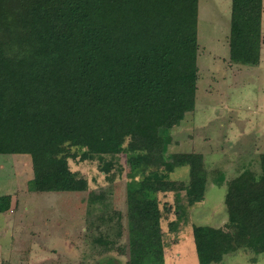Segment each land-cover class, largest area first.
I'll return each instance as SVG.
<instances>
[{
	"label": "trees",
	"instance_id": "16d2710c",
	"mask_svg": "<svg viewBox=\"0 0 264 264\" xmlns=\"http://www.w3.org/2000/svg\"><path fill=\"white\" fill-rule=\"evenodd\" d=\"M198 20L199 0H0V154L30 156L31 191L59 193L89 186L70 158L108 174L124 155L126 233L98 239L114 247L124 233V264H165L158 193L174 192V231L205 198L203 154L169 153L165 141L196 106ZM262 23V0H232V61L260 63ZM259 163L228 180L217 172L228 220L192 225L199 264L264 253V153ZM187 165L188 182L170 179ZM10 201L0 196V212Z\"/></svg>",
	"mask_w": 264,
	"mask_h": 264
},
{
	"label": "rangeland",
	"instance_id": "374dc122",
	"mask_svg": "<svg viewBox=\"0 0 264 264\" xmlns=\"http://www.w3.org/2000/svg\"><path fill=\"white\" fill-rule=\"evenodd\" d=\"M230 19L231 0H199L196 106L170 130L165 141L169 153H202L210 173L204 200L187 207L189 219L175 231L169 225L177 216L174 192L158 193L164 211L165 264H199L192 225L219 227L227 222V183H216L218 171L227 180L244 168L261 171L264 44L258 65L232 61L227 43ZM69 163L87 178V190L36 192L29 188L33 177L30 156L0 154V196H11L0 212V264H108V257L116 263L126 262L125 184L129 164L125 156L121 155L117 167L108 174L100 169L98 160L70 158ZM169 175L172 180L188 182L189 166L177 167ZM182 202L187 204L184 198ZM165 205L171 207L169 213ZM117 230L124 233L114 247L98 240L117 238ZM215 264H264V253H229Z\"/></svg>",
	"mask_w": 264,
	"mask_h": 264
},
{
	"label": "crops",
	"instance_id": "0c3cea01",
	"mask_svg": "<svg viewBox=\"0 0 264 264\" xmlns=\"http://www.w3.org/2000/svg\"><path fill=\"white\" fill-rule=\"evenodd\" d=\"M262 5H263V21H264V0H262ZM231 8H232V0H231ZM262 32H263V23H262ZM229 35H230V31H229V34H228V38H227V40H228V45H229ZM264 35V34H263ZM263 40H264V36H263ZM263 44H264V42H263ZM263 44H262V46H263ZM230 58V57H229Z\"/></svg>",
	"mask_w": 264,
	"mask_h": 264
}]
</instances>
